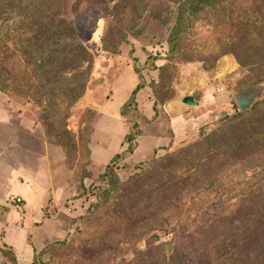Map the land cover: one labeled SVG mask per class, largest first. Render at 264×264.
Masks as SVG:
<instances>
[{"label": "rangeland", "instance_id": "374dc122", "mask_svg": "<svg viewBox=\"0 0 264 264\" xmlns=\"http://www.w3.org/2000/svg\"><path fill=\"white\" fill-rule=\"evenodd\" d=\"M209 1L0 0V160L27 150L17 178L55 216L43 264H264V241L242 233L243 190L264 175V135L243 139L264 130V0L187 25ZM250 85L262 93L242 111ZM107 166L118 187L99 201ZM15 199L0 202V242Z\"/></svg>", "mask_w": 264, "mask_h": 264}, {"label": "crops", "instance_id": "0c3cea01", "mask_svg": "<svg viewBox=\"0 0 264 264\" xmlns=\"http://www.w3.org/2000/svg\"><path fill=\"white\" fill-rule=\"evenodd\" d=\"M13 149L17 152L16 165H10V162L7 161L9 167L8 164L5 165L4 160H0V170L5 172L4 175L0 176V202L4 204L6 199L13 196H16L15 201L18 197L21 198V201H17L19 210L17 208L9 210L3 242L11 246L19 264L22 262L31 264L35 255L53 241L58 227L53 225L56 222L55 216H48L42 209L44 197L41 191L37 194L33 187L25 182H20L17 178L19 173L22 176L25 174L28 178L32 173L28 169L30 168L29 164L23 160V152L27 150L21 144H19V148L14 147ZM18 160L20 163L17 162ZM41 186L45 185L42 184Z\"/></svg>", "mask_w": 264, "mask_h": 264}, {"label": "trees", "instance_id": "16d2710c", "mask_svg": "<svg viewBox=\"0 0 264 264\" xmlns=\"http://www.w3.org/2000/svg\"><path fill=\"white\" fill-rule=\"evenodd\" d=\"M224 1L229 2L230 0H210L209 2H206V3H202V2L190 3L189 6L187 7L188 12L186 14V19H185L187 22V25H189V26L192 25L193 16L195 14L205 10L208 6H214V3L224 2ZM262 31L264 32V27L262 28ZM183 36H184V34H181V33H171L170 34V42L174 46L176 44V42L181 41ZM259 60L261 63L264 62L262 60V58H260ZM241 63H242V61H241ZM260 79L261 78H259L258 80H260ZM144 86H145V84L142 82L136 86L135 90L133 91V93L131 95L132 100L135 97L134 96L135 93L137 91H139V89L143 88ZM250 86H252V85H250ZM255 103H256V101H255ZM255 103L252 105V107H254L256 105ZM244 111H246V110H244ZM263 135H264V130L262 132H254V131L251 132V130H250V131H247V138H243V139L246 141H249L250 146H251L252 143L255 144V142L257 141L256 138H259L260 136H263ZM262 148H264V146ZM252 150H254V149H252ZM106 169L107 170L104 172V176H107V179H106L107 185H105L104 187H101V191L98 194L99 201L107 200L113 194V192H115V190L118 187L119 179H118V175H117L115 169L112 167H108V166ZM263 183H264V175H260V176L257 175L250 182L248 188L243 190L244 194L246 195L245 198L243 199V201H244L243 203L245 205H247V204H250V205L247 206V208L243 209V213L246 214V217L244 218V221H246V224L243 226V229H245V230H243L242 233H246L248 231V237L251 236V238H254V240H253L254 242L257 240H258V242L264 241V184ZM2 233L4 235V232H2ZM189 236L191 239V243H193L192 244L193 247H195V249L197 250L199 247H198V243H197L195 237L192 235H189ZM1 239H3L2 236H1ZM0 243H1L0 252L2 254L4 262L8 261L11 264H19V262L17 260V256L14 253V251L12 250L11 246L8 245L7 243L3 242V241ZM51 244L52 243H49L45 247H43V249H41L35 255L34 260L31 264H43L42 261L40 260V257L43 255V253H45V251L48 249V247ZM242 245L244 246V243L241 244V247H242ZM241 250H242V248H241ZM224 253L225 252H222L219 257H222ZM174 259H176L174 255H171L168 257L164 256L163 263L164 264H171V261H173ZM174 264H178V263H174ZM187 264H189V263H187ZM191 264H195V262L193 261V262H191Z\"/></svg>", "mask_w": 264, "mask_h": 264}, {"label": "water", "instance_id": "95a60500", "mask_svg": "<svg viewBox=\"0 0 264 264\" xmlns=\"http://www.w3.org/2000/svg\"><path fill=\"white\" fill-rule=\"evenodd\" d=\"M261 90L255 86H249L244 90L239 91L235 95V99L239 108L244 111L252 107L255 103V100L261 96ZM181 102L189 106H198L199 102L195 99V96L192 93L183 95ZM170 249V247H168Z\"/></svg>", "mask_w": 264, "mask_h": 264}, {"label": "built area", "instance_id": "2783aa9c", "mask_svg": "<svg viewBox=\"0 0 264 264\" xmlns=\"http://www.w3.org/2000/svg\"><path fill=\"white\" fill-rule=\"evenodd\" d=\"M17 201L20 202V201H21V198L18 197V198H17Z\"/></svg>", "mask_w": 264, "mask_h": 264}]
</instances>
